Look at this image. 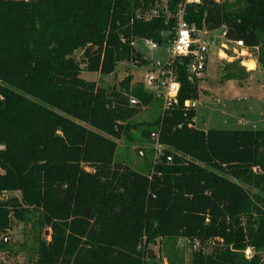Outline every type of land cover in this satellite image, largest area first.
Here are the masks:
<instances>
[{
  "label": "trees",
  "instance_id": "16d2710c",
  "mask_svg": "<svg viewBox=\"0 0 264 264\" xmlns=\"http://www.w3.org/2000/svg\"><path fill=\"white\" fill-rule=\"evenodd\" d=\"M178 2L0 0V251L13 250L1 235L16 220L32 226L22 264H152V244L184 237L188 264H264V129L197 128L191 56L174 59L180 91L167 108L132 75L110 87L81 77L146 64L135 41L170 44ZM185 17L258 48L264 67V0H201ZM132 127L158 134L147 171L115 158ZM175 248L168 264L182 262Z\"/></svg>",
  "mask_w": 264,
  "mask_h": 264
},
{
  "label": "rangeland",
  "instance_id": "374dc122",
  "mask_svg": "<svg viewBox=\"0 0 264 264\" xmlns=\"http://www.w3.org/2000/svg\"><path fill=\"white\" fill-rule=\"evenodd\" d=\"M221 32L222 29H217L214 34ZM148 42L145 39H138L134 43L136 48L146 55V64L136 66L122 61L111 74L102 75L82 70L81 77L87 80H96L101 86L110 87L118 85L127 75H132L133 82L142 81L148 89L154 90L153 86H147L146 76L154 62L169 60L171 51L169 43L159 44L157 48H152ZM258 53V48H248L243 52L240 50L236 52L233 45L221 48L220 43L210 47L208 64L199 80V97L195 117L197 128L264 129V67L258 63ZM77 55L79 56L80 52H77ZM234 61H240L238 66L229 67L228 65ZM251 61L255 63L253 69L250 68ZM235 71L240 72L241 79L226 78L229 73ZM159 91H163V88H160ZM217 99L220 100L219 103ZM157 109L159 110L154 106L143 108L134 117L133 122H136L138 127H142L141 124L147 126L146 123L153 119ZM117 142L118 148L115 155L117 161L125 162L138 170H148V163L150 166L156 155L153 139L141 136L138 129L132 127L129 133ZM5 235L9 238L13 250L0 251V264L28 262L32 254L30 251L22 249L21 245L23 243L32 244L31 223L15 220L11 229L1 237ZM44 236L50 239V231L47 230ZM165 246L168 248L175 246V250L180 251L176 254L177 257H183L181 264H188L192 245L181 238L172 245L169 242L166 245L163 243L161 247L158 243L152 244L148 249V252L156 256L152 264H168Z\"/></svg>",
  "mask_w": 264,
  "mask_h": 264
},
{
  "label": "built area",
  "instance_id": "2783aa9c",
  "mask_svg": "<svg viewBox=\"0 0 264 264\" xmlns=\"http://www.w3.org/2000/svg\"><path fill=\"white\" fill-rule=\"evenodd\" d=\"M215 1L219 2L221 0ZM200 2L201 0H179L174 12L176 36L170 43L171 57L165 62H154L146 76L147 86H153L152 88L156 95L163 99L165 108L177 102L180 91V83L176 80V72L173 67V62L176 57L191 56L192 59L188 65V73L189 78L193 81L200 79L206 70L211 46H216L220 43L221 48H227V45H233V49L236 52L239 50L243 52L248 49L243 40L228 39L226 31H222L220 34H214L215 31H208L206 28H200L196 24L188 22L185 17L186 6L191 3ZM148 43L152 48H157L158 46L153 41H149ZM160 88H163V91H159ZM217 102L219 103L220 100L217 99ZM131 103L136 104L137 100L131 99ZM185 104L188 107L196 108L198 99L187 100ZM151 137L155 141L156 153H160L162 146L158 143V134L152 132ZM181 239L186 243L189 242L186 237ZM199 245L200 243L195 242L194 247H198ZM244 252L248 258L252 257V250L250 248H246Z\"/></svg>",
  "mask_w": 264,
  "mask_h": 264
},
{
  "label": "bare ground",
  "instance_id": "6f19581e",
  "mask_svg": "<svg viewBox=\"0 0 264 264\" xmlns=\"http://www.w3.org/2000/svg\"><path fill=\"white\" fill-rule=\"evenodd\" d=\"M250 65H251V66H250L251 69H253V68L255 67V63L252 62V61L250 62Z\"/></svg>",
  "mask_w": 264,
  "mask_h": 264
},
{
  "label": "crops",
  "instance_id": "0c3cea01",
  "mask_svg": "<svg viewBox=\"0 0 264 264\" xmlns=\"http://www.w3.org/2000/svg\"><path fill=\"white\" fill-rule=\"evenodd\" d=\"M208 64V63H207ZM196 123V122H195ZM195 126H196V124H195Z\"/></svg>",
  "mask_w": 264,
  "mask_h": 264
}]
</instances>
